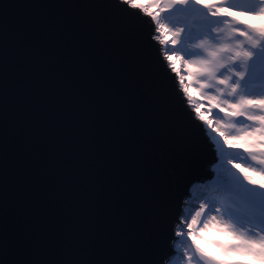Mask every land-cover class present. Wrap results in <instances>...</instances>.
<instances>
[{
	"label": "water",
	"instance_id": "obj_1",
	"mask_svg": "<svg viewBox=\"0 0 264 264\" xmlns=\"http://www.w3.org/2000/svg\"><path fill=\"white\" fill-rule=\"evenodd\" d=\"M152 27L112 0H0V264L171 251L214 152Z\"/></svg>",
	"mask_w": 264,
	"mask_h": 264
},
{
	"label": "snow or ice",
	"instance_id": "obj_2",
	"mask_svg": "<svg viewBox=\"0 0 264 264\" xmlns=\"http://www.w3.org/2000/svg\"><path fill=\"white\" fill-rule=\"evenodd\" d=\"M112 3L130 15L150 18V40L164 46L163 67L179 76L176 94L182 110L203 131L217 158L210 169L211 191H189L173 226L171 251L160 264L174 259L176 264H264V0L244 5L232 0L211 5L200 0ZM244 16L261 23L251 24ZM176 60L182 61L188 83ZM190 84L207 102L208 115L205 104L190 94ZM237 140L245 143H233ZM230 148H243L247 156ZM206 229L224 237L212 242L221 258L196 243Z\"/></svg>",
	"mask_w": 264,
	"mask_h": 264
},
{
	"label": "rangeland",
	"instance_id": "obj_3",
	"mask_svg": "<svg viewBox=\"0 0 264 264\" xmlns=\"http://www.w3.org/2000/svg\"><path fill=\"white\" fill-rule=\"evenodd\" d=\"M137 2L141 3V4H150V3H153L154 0H137ZM221 2H222V0H200L201 4H209V5H211V4H219ZM232 2L235 3V4H239V5H244V4L250 3L251 0H232ZM149 10L150 11H158L159 9L150 8ZM161 15L163 16L164 14L162 13ZM236 15L239 16L240 13L237 12ZM241 18L248 20L247 16H244V17H241ZM248 22L251 23V24H255L257 26L261 23V21L258 20V19H251V20H248ZM159 46H160V49H163V47H164L163 45H159ZM175 63H176V67H177L178 71H180L181 74L185 75V82L188 83L189 78L184 73L182 61L176 60ZM174 74H175L176 80H177V82L179 84V76L177 75L176 72H174ZM189 92L192 95L194 100H199V101H201L202 103L205 104V110H204L205 111V115H208V112L206 111V108L208 107L207 102L203 100V97H201L200 93L197 91V86L195 84H190ZM214 111H216V110H214ZM221 115H223V114L221 113ZM233 143L244 144L245 141L237 140V141H233ZM228 150L230 152H240V153H243L244 156H247V153L244 152L243 148H235V149L230 148ZM236 162L239 163L240 161H236ZM229 167H231V165H229ZM233 170L236 171V169H233ZM248 175L252 176V178L257 180V181L262 180L261 176L256 175V174L252 173L251 171L248 172ZM212 177H213V175H212V173H210V177L207 180L212 179ZM205 188H207L208 191H211V189L208 186L206 187L205 185L202 184L199 187L192 189L191 192L192 193H197L200 190L205 189ZM177 239H179V238H177ZM223 239H224V237L221 234H219L215 229H206L202 233H199L197 235L196 243L199 244L200 247L204 251L210 253L212 256H216L217 258H221L220 254L216 250L215 244H213L212 242L213 241H217V240H223ZM180 247H183V245L181 244ZM174 263L176 264V261Z\"/></svg>",
	"mask_w": 264,
	"mask_h": 264
},
{
	"label": "bare ground",
	"instance_id": "obj_4",
	"mask_svg": "<svg viewBox=\"0 0 264 264\" xmlns=\"http://www.w3.org/2000/svg\"><path fill=\"white\" fill-rule=\"evenodd\" d=\"M154 26V25H153ZM162 53V52H161ZM167 63V62H166ZM171 69V68H170ZM172 71V70H171ZM174 73V72H173ZM177 84H178V82H177ZM212 146V145H211ZM212 150H213V152H214V161H213V163L209 166V168H208V170H209V172L210 173H212V175H213V172L210 170L211 168H212V165H214L216 162H217V158H216V153H215V151H214V149H213V147H212ZM212 180H213V177H212V179H210V180H207L206 182H204L203 183V185H205L206 187L208 186L210 189H211V183H212ZM199 202H201V201H197L196 203H199ZM177 239V238H176ZM206 252V251H205ZM208 253V252H207ZM210 254V253H209ZM211 255V254H210ZM175 262V259L173 260V264H175L174 263Z\"/></svg>",
	"mask_w": 264,
	"mask_h": 264
}]
</instances>
